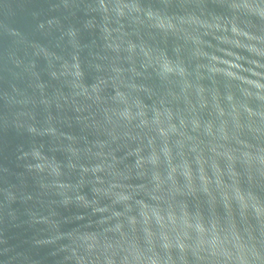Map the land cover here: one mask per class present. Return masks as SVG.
<instances>
[{
	"label": "water",
	"instance_id": "water-1",
	"mask_svg": "<svg viewBox=\"0 0 264 264\" xmlns=\"http://www.w3.org/2000/svg\"><path fill=\"white\" fill-rule=\"evenodd\" d=\"M0 264H264V0H0Z\"/></svg>",
	"mask_w": 264,
	"mask_h": 264
}]
</instances>
